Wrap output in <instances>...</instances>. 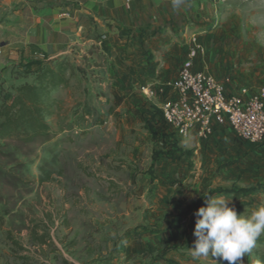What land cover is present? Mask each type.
Masks as SVG:
<instances>
[{"label": "rangeland", "instance_id": "1", "mask_svg": "<svg viewBox=\"0 0 264 264\" xmlns=\"http://www.w3.org/2000/svg\"><path fill=\"white\" fill-rule=\"evenodd\" d=\"M167 6L149 52L123 56L106 43L71 49L63 56L66 84L48 102V136L0 142V264H216L189 251L204 197L232 198L238 215L264 205V147L235 142L227 129L202 141L168 138L155 110L160 98L141 91L177 78L191 39L203 47L201 66L217 77L264 87V0ZM23 11L0 6L6 100L34 80L22 73L33 57L7 43L31 34ZM103 30L88 36L99 39ZM257 251L264 235L247 264Z\"/></svg>", "mask_w": 264, "mask_h": 264}, {"label": "crops", "instance_id": "2", "mask_svg": "<svg viewBox=\"0 0 264 264\" xmlns=\"http://www.w3.org/2000/svg\"><path fill=\"white\" fill-rule=\"evenodd\" d=\"M169 2L170 0H0V6L13 10L19 4L23 13L28 15L25 25L28 24L26 26L31 29V34L21 39L11 38L7 43L9 42L8 48L21 50L25 58L33 57V61L62 57L69 54L71 49L91 43L95 46L106 43L112 49L116 46L123 56L149 52L147 42L156 39L161 27L167 23H159L158 17L166 18ZM96 26L104 29L103 36L92 40L88 32ZM103 37L106 38L101 41ZM225 129L232 134L229 127L221 126L214 130L213 135ZM233 141L242 143L234 136Z\"/></svg>", "mask_w": 264, "mask_h": 264}, {"label": "built area", "instance_id": "3", "mask_svg": "<svg viewBox=\"0 0 264 264\" xmlns=\"http://www.w3.org/2000/svg\"><path fill=\"white\" fill-rule=\"evenodd\" d=\"M203 47L191 39L174 81L158 91L142 87L155 100L165 127L178 139L207 140L216 128L227 126L234 138L264 147V87H233L231 77L220 78L199 63Z\"/></svg>", "mask_w": 264, "mask_h": 264}, {"label": "trees", "instance_id": "4", "mask_svg": "<svg viewBox=\"0 0 264 264\" xmlns=\"http://www.w3.org/2000/svg\"><path fill=\"white\" fill-rule=\"evenodd\" d=\"M65 64L66 58L62 56L33 60L24 65L22 73L34 76V80L17 87L10 99L0 98V142L12 139L31 144L48 136L50 127L45 119L52 115L48 102L54 90L66 84L63 77ZM155 110L164 124L160 111L156 107ZM167 133L168 138H176L171 132ZM48 180L49 176L39 178L41 183ZM36 238L35 241L44 244L42 236ZM255 255L264 264V252L257 251ZM209 256L216 264H228L218 257H211L210 253ZM242 259L243 264H247L245 257Z\"/></svg>", "mask_w": 264, "mask_h": 264}, {"label": "clouds", "instance_id": "5", "mask_svg": "<svg viewBox=\"0 0 264 264\" xmlns=\"http://www.w3.org/2000/svg\"><path fill=\"white\" fill-rule=\"evenodd\" d=\"M183 0H172L173 9H178ZM232 198L225 196H205L206 206L194 212L195 228L193 259L218 257L228 264H243V259L256 247L258 239L264 235V205L253 208L247 215H238L235 207H230ZM255 264H261L257 260Z\"/></svg>", "mask_w": 264, "mask_h": 264}]
</instances>
